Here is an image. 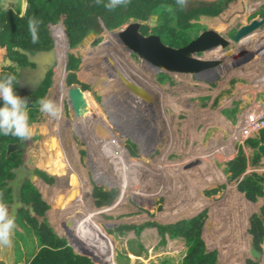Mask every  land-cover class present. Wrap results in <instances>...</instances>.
I'll return each instance as SVG.
<instances>
[{
    "label": "rangeland",
    "instance_id": "rangeland-1",
    "mask_svg": "<svg viewBox=\"0 0 264 264\" xmlns=\"http://www.w3.org/2000/svg\"><path fill=\"white\" fill-rule=\"evenodd\" d=\"M12 1L5 0L4 3L10 5ZM20 1V11L24 13L29 4L27 0ZM217 1L213 0L210 4L214 5ZM233 2L234 0H229L222 7L225 14H228L229 9L234 8ZM203 5L206 4H199V6ZM193 8L191 6L188 9ZM245 10L248 11L249 7H246ZM156 14L159 15L158 23L148 26L151 31H155V27L165 22L167 17L162 19L161 13ZM244 18L246 19L247 15ZM173 20L171 24L175 25V20ZM241 22L238 28L242 25ZM193 23L188 31L189 34L180 32V29L172 30L171 34L173 36L180 35V38H182L183 35L186 38L184 42L178 39L176 41L177 45L170 44L169 41L172 43H175V41L166 37V34L170 32L169 28L161 29L159 32L162 35V43L167 46L181 48L190 43L194 37L207 27L218 28L216 20L211 15H202ZM115 30L119 29L103 31L97 35V38L88 36L84 42H80L81 45L74 48L67 49L65 47L62 56L57 59L56 65L60 68L58 73H62L65 66L66 72L63 74L64 77H61H63V83L65 82L71 91L66 96H62L63 92L61 94L60 91L53 92L54 84L57 81L56 75L58 74L54 73L55 76H52L54 84L49 87L44 98L55 102L57 96L55 103L62 109V115L57 120L39 112L37 117L31 118L32 120H35V118L38 120L39 130H41L35 136L38 139L33 141V144L36 146L43 145L42 155L39 157L38 164L35 162V165L51 176L54 174V172L48 170L51 165L60 163L69 166V163L72 165L75 163L76 166L82 167L83 173L88 176L90 181L93 180L94 186L97 185L106 190L116 188L118 189L117 197L122 192L124 194L126 192L124 197V194L120 196L123 199L116 205L114 204L117 197L111 205L107 206H97L96 202H88L89 206H95L94 208L98 209L95 212L90 211L97 217L94 218L98 220L100 218L105 224H137L148 220H157L158 223L169 224L181 219L192 218L206 210L205 229L202 232V237L207 251H220H218L217 257V260H220L218 264H231L234 262L247 264L248 260L251 259L248 258L250 256L249 250L236 244L235 239L222 238L223 234L227 232H223V230L229 227L232 221L244 223L241 217L245 215L237 210L239 205L235 208L231 205L233 198H238L241 202V197L237 192H232V187L234 185L237 187V181L231 179L227 162L233 155H236L239 146L242 147L246 141H241L236 123L233 125L220 116L218 106L224 105L223 102L219 101H226L230 97V89L233 83L238 80L234 77L236 73L234 69H241L242 67L248 69L253 67V64H256L255 69L257 66L263 68L264 63L261 60L264 57V52L254 51L255 56H252L251 50L247 48L243 50L241 45L238 48L236 47L240 43L237 45L231 43L227 46H220L219 49L226 52L223 59L221 56H214L219 53L217 49L211 56L207 55L214 52V50H206L197 54L203 60L219 59L221 64L198 72L183 73L165 69L154 64L152 59H146L136 52L134 53L119 40L117 34L113 33ZM261 33L264 34V30ZM257 38L254 37L253 40ZM63 39L65 38H60L61 41ZM103 41H105L104 46L102 45ZM244 43H249V41ZM88 51L95 52L88 53ZM70 53L81 57L80 67H85V69L82 68L79 71H71V73L77 75L78 82L73 84L77 87L67 83V77H71L70 70L67 69L68 62L66 63L67 56ZM14 54L13 57L24 60L19 52L14 51ZM88 54L90 55L89 59ZM27 58L29 57L27 56ZM8 61V58L4 60V62ZM109 62L111 65L108 64ZM124 65L127 66V69ZM113 66L117 68L118 72H124L126 76L129 74V77H127L129 80L134 78L133 80L137 82L134 86L137 89L142 87L145 92L150 89L151 101H144L146 102L145 106L141 103L136 105L138 96L136 97L127 87L118 86L123 85L121 81L123 78L113 75ZM231 66H235L233 74L230 71ZM27 71L29 72V70ZM91 71L93 73H90ZM228 79H230V82L227 84ZM81 83L88 84L90 87L83 90ZM151 83H157L160 88L151 87ZM78 90L81 93H78ZM216 95L218 97L214 102ZM80 102H84L81 105H85L86 108L80 109ZM225 115H230L228 110L225 111ZM43 126L46 128H43ZM95 127H103L102 129L109 135V142H112L110 147L114 151L112 154L92 136V133H95ZM5 142L1 145L2 150L5 148ZM9 143L11 141L7 143V146ZM68 143L71 144V147L74 144L77 151L76 156L73 155V148L70 154ZM81 150H85L84 155H82ZM130 150H137L136 156L131 155ZM126 157L130 158L131 167L136 173L138 172L136 175L129 173L123 167L126 164L124 162ZM62 159L63 161L66 160L64 162L67 163H64ZM210 165H213V167ZM216 168L217 172H215ZM225 169L228 174H224ZM221 171L225 177L224 180L217 179ZM214 178L215 180L212 181ZM54 179L56 180H54L55 183L49 186L56 185V191H59L58 194L63 195V191L67 186L66 179L65 181L60 178L57 180V177H54ZM200 179L202 181H198ZM61 184H64L63 187H60ZM93 185L90 184L92 191ZM197 192L201 193V201L199 200V204L196 201L195 204L203 206L197 208L198 211L195 213H181L178 216L175 210L180 209L184 204L180 199H184L189 195H196ZM44 196L53 205L51 204L49 209L50 216H45L43 221L46 218L51 226H55L52 222V219H56L55 203L47 193H44ZM226 199L230 202L228 203ZM72 203L74 206L75 199ZM77 208L74 210L81 207ZM55 210L64 212L63 222L70 223L71 210L61 209L59 204ZM79 215L84 218L83 213ZM211 216L213 218L209 226L212 228L209 231L207 226ZM18 220L22 223V226H20L25 228L21 230L15 227L12 236V247H0V264H24L33 257L40 247L39 238L33 230L27 229L28 223L23 220L22 215L18 216ZM38 222L39 224L42 223L39 220ZM249 225L248 223L247 227L243 224L241 227L233 228V236L238 233V241L242 240L246 230L250 229ZM56 226L53 228L57 234L63 236L66 233L69 240L70 238L71 240L75 239L74 232L72 233L63 223L62 226ZM112 228L114 226L110 229ZM216 228L222 231L221 237H218ZM132 235L131 233H125L122 236L121 240L125 241L122 248L117 247H121V245H116V239V242H109L111 245L109 254L112 261L119 264L143 263L141 259L136 258L141 256V251ZM250 239L253 241L252 235H250ZM72 244L76 245V243ZM95 248L97 246L82 245L80 247L79 243L76 246V249L81 252L92 251ZM227 250L230 254L241 252V259L222 258Z\"/></svg>",
    "mask_w": 264,
    "mask_h": 264
},
{
    "label": "trees",
    "instance_id": "trees-1",
    "mask_svg": "<svg viewBox=\"0 0 264 264\" xmlns=\"http://www.w3.org/2000/svg\"><path fill=\"white\" fill-rule=\"evenodd\" d=\"M27 1L29 5L26 9V12L21 14L20 0H13L12 4L10 5L5 4V0H0V79H3L6 75L10 74L15 75L18 78V70H22L23 66L26 67L28 65H32L27 59V54L21 50H27L31 53L47 50L50 49L55 44V42H57V40H60V38H65L67 49L74 48L80 42H82L85 36L91 31L100 34L103 31L122 26L124 23L130 20V18L146 20L152 13H161L162 19L167 16L165 22L158 24L157 27H155V31L153 32L160 36L161 34L159 31L161 29H166V27L169 28L170 32L166 34V37H168L169 40L175 41V43L169 41L170 44L177 45L176 41L178 39H181V41L184 42L186 38H184L182 34V38H180V35L173 36V34H171L172 30L175 31L180 29V32L188 33L190 28L193 26L192 23L194 20L201 17L202 15H211L216 20V25L222 32L228 33V26L232 24L233 28H231L229 31L232 30V32H234V29H237L239 26L237 24H240V21H237L236 25H234V21L237 17L243 14L246 6L245 2L242 0H234V8L229 9L227 11L228 14H225L222 7L229 0H220V2H215L214 5L210 4L188 10H186V8L180 9L179 7H176L175 0H130V3H128L126 7L120 6L111 11L105 8V4L108 3V0H100L99 3H97V0ZM195 4L196 3H192L191 5ZM164 5H172L175 8V13L172 14L167 12L164 7H162ZM257 14L258 13H248L246 18L247 22L256 17ZM33 17L40 21L38 25L39 42L36 44L31 42L28 29V20L29 18ZM171 18H173L175 21ZM172 20L176 23L175 25L171 24ZM148 32L149 27L144 25L143 33L147 34ZM258 33L259 31L255 33V38ZM254 37L248 39V41L253 40ZM102 45H105V41H103ZM241 46L243 47V50L246 48L251 50L252 56H255L254 51L264 52V34L259 35L257 39L253 40L252 43H242ZM88 47L89 46L87 44V48ZM219 48L220 47L217 49L219 53L215 54L214 56H221L223 59L226 55V52ZM215 50L207 56L213 55ZM14 51L19 52L24 60L13 57V55H15ZM91 52L95 51H88V53ZM89 57L90 55L88 54V59ZM6 58L9 59L8 62H4ZM68 58L69 61L67 64V69L76 71V69L79 68L81 58L76 57L72 53L69 54ZM108 64L111 65L110 62ZM124 67L127 69L126 65H124ZM56 69L57 66H53L48 71L47 76L42 81L40 87L34 91H31L30 93H25L20 89L18 79L17 82L14 83L15 93L22 98H26L28 101L30 119L36 116L37 112H39L38 105L35 107L33 105L38 99L44 98L46 96L49 87L52 84V76L54 75ZM64 72H66L65 66L63 68V72H59L56 75L57 81L56 84H54L53 89V92L60 91L61 94L63 92L62 96L68 95V93L71 91V89L66 86V83H63L62 81ZM112 72L114 76L121 77L123 74L118 72L115 66H113ZM90 73H93V71ZM70 76L71 77L67 78V83L69 85L78 82L77 75H75V73H71ZM178 76L180 75L178 74ZM127 77H129V74ZM133 79H128V82L118 86L130 88V83L137 84V82ZM108 80L111 81L110 79ZM81 84L83 90H87L90 87L88 84ZM150 86L160 88L157 83H151ZM138 88L143 91V96L140 94V97H138L140 99L137 98L136 105L141 103L145 106L147 102L146 100L151 101L152 99L150 89L147 90V92H149L147 93L142 89V87ZM78 91V93H81L80 90ZM56 101L57 96L55 98V102ZM2 106L3 102L0 101V107ZM31 121L34 122L32 119ZM96 128L97 127H95V129ZM108 136L109 135L107 134V137ZM105 138L106 135L104 136V139ZM15 139L16 138L12 136L6 137L0 135V199H3V201L8 205L11 201V189L7 186V179L14 176L10 168L13 164L17 163L19 159H17V156L13 154L12 162H9L8 158L6 157V152L7 143L10 141L13 142ZM105 140L107 141V138ZM4 142L5 148L2 150L1 145ZM100 142L104 144L105 149L110 154L114 152L112 150L113 148L111 149L110 147V143L112 142ZM246 142L252 147H257L260 143L264 142V128L257 132L256 137L246 139ZM72 148L74 150L73 155L76 156L77 151L75 150L74 144H72L71 147V144L68 143L70 154L72 153ZM81 153L84 155L85 150H82ZM129 153L136 156L137 150H130ZM124 162L126 164L123 165V167L126 168L129 173L135 175L138 173H136V171H134V169L131 167L129 157L124 158ZM259 162L260 154L255 152L251 159V163L253 165H257ZM248 163V157L245 155L243 150L240 149L238 154L227 162L228 171L231 174V179H237L239 182L237 186L238 190L245 193L249 200L257 201L260 196L264 195V174H259L258 172L253 171L249 174H245L244 177L240 179L241 175L246 172ZM210 166L213 167V165ZM37 172L43 175L42 177L49 183L54 181V177L48 175L44 171L38 169ZM215 172H217V168L215 169ZM226 173L227 171L225 169L224 174ZM217 179H225L222 171L218 175ZM214 180L215 178L212 179V181ZM198 181H202V179ZM86 182H88V179H86ZM38 184V187L44 192L49 190V188H47L46 184L43 182H39ZM69 184L71 183H67L66 193L64 195H59L57 191L52 192V195L55 197V209L59 204L62 207L61 209L71 210V213L73 211L71 209L73 200L78 198V200L81 201L80 203H82V207H78L80 209L77 208L78 210L74 211L71 216L70 223H67L66 225V227L72 233L74 232L75 239L71 240L70 238L69 240V236L66 233H64L63 236L57 234L53 226L50 225L46 218L41 224H39L38 220L35 217H32L28 211H25L24 209L20 210V215L23 216V220L25 219L28 223L27 229H31V231L33 230L35 232L41 245L38 252L33 255V257L26 264H115L118 262H114L110 258L111 256L109 252L111 250V245L109 242H114L116 239V245H121V247H117L122 248L125 244V241H122L121 238L125 233L133 234L132 236H134L135 241L137 242L138 246H140L141 251V256L136 258L141 259L145 264H218V251H207L205 241L202 237L206 210L192 218L181 219L169 224H163L161 222L158 223V221L155 220H148L140 224H124L110 229L106 227L104 223L88 214L87 211L81 210L87 209L89 211L92 210L93 212L97 210L94 207L89 206L88 200L81 198V194L87 184L81 185L77 191L75 187L72 186L74 183L71 184V186H69ZM190 184L193 185L194 183ZM23 194L24 199L27 201H32L36 211L45 217L47 210L50 208V204L44 200L40 191L28 181L24 186ZM117 195L118 189L116 188L106 190L97 185L93 187V196L97 206L111 205ZM231 205L234 208L237 207L239 205V200L233 198L231 200ZM192 206L188 205L184 208L182 206L180 209H176L175 212L179 216L181 213H195L198 211L196 209L191 210L193 208ZM54 212L56 213L55 217L57 219V224L60 225L63 223V221L59 219L62 218L63 220L64 214L57 213V210ZM80 213L84 214V218L79 215ZM241 218L245 222L246 216H242ZM18 222L19 225L22 226V223L19 220ZM250 224L251 226L249 232L253 235L254 244L264 253V205L262 206L260 213H254L251 216ZM244 237H242V239ZM249 242L250 235L248 236V241L245 239L242 241V244H244L243 247L248 249ZM72 243H76V245ZM78 243L80 247L84 245L91 247L97 246V248L92 251L90 250L88 252H81L76 249ZM241 257V252L239 254H230L228 250L226 253H224V255H222V258L227 259L234 258L240 260ZM133 264H135V262H133ZM248 264L262 263L249 259Z\"/></svg>",
    "mask_w": 264,
    "mask_h": 264
},
{
    "label": "water",
    "instance_id": "water-1",
    "mask_svg": "<svg viewBox=\"0 0 264 264\" xmlns=\"http://www.w3.org/2000/svg\"><path fill=\"white\" fill-rule=\"evenodd\" d=\"M191 1L196 4L189 5L188 0L186 9H188L190 6L198 7V5L200 4V1ZM27 7L25 8L24 13L26 12ZM157 19L158 14L152 13V15L150 16V25H155ZM140 27V20L131 19L130 23L126 27H123L119 30H115L113 31V33L117 34L120 41L124 43L127 47H129L130 50L135 51L139 56L143 58L150 60L152 59V62L156 65L164 67L165 69H170L177 72L180 71L183 73L198 72L200 70L210 69L221 64V61L219 59H200L197 55L199 54V52H204L206 50L212 51L218 49V47L220 46H227L231 43L235 45H237L238 43H242L244 39L248 38L247 36L249 34L254 31L256 32L259 29H262V27H264V11L258 17L253 18L250 22L242 24L237 30H235L231 34L222 33L213 26L207 27L206 29L202 30L196 37H194V39L190 43L181 48L164 45L159 35H145L139 31ZM260 34H258L256 38ZM88 36H95V38H97V34L94 31H91L87 36H85L82 42H84V40ZM78 45L81 44L79 43ZM65 47V39H63L62 41L57 40V42H55V44L50 49L42 51L43 59L41 61L38 60L39 71L42 76V79L38 80L37 84H35L34 87H37L42 82V80L46 76L47 71L51 67H53L54 64H56L57 59L62 56V51L65 50ZM28 57L29 60L33 61V63L35 62L36 58L34 55L33 57H31V55L28 54ZM121 77L123 78L121 79L123 84L125 82H128V78L124 72ZM73 86L77 87V85ZM78 86L81 88L80 85ZM129 86L130 88H127L133 94H135L136 97H140V94H143V91L141 89H137L134 84H129ZM31 91H26V93H30ZM79 104L80 109L86 108L85 105H81L84 104V102H80ZM102 128L97 127L95 133H92V136L98 142L104 141L108 143L110 139H108L107 134ZM105 135L108 141L104 139ZM16 150L23 151L22 161L19 165L11 168V172H13L14 176L12 178L7 179V186L11 189L12 197V200L10 202V214L13 215L15 218L16 227L23 230L17 221V217L21 209L28 211L29 214L39 220L40 223L44 219V216L36 211L34 203L32 201L25 200L23 194L24 186L28 181L38 187V183L43 182V180L40 175L36 172V166L35 164H33V161L36 159L37 156V146L33 143L30 144V140L9 143V145L7 146V154L9 155L11 152H14ZM257 151L262 156H264V143H260L258 145ZM45 200L49 202L46 198ZM248 250L251 256H249L248 258H251L256 262H264L263 252L256 247L252 240L250 241ZM231 264L241 263L234 262Z\"/></svg>",
    "mask_w": 264,
    "mask_h": 264
},
{
    "label": "crops",
    "instance_id": "crops-1",
    "mask_svg": "<svg viewBox=\"0 0 264 264\" xmlns=\"http://www.w3.org/2000/svg\"><path fill=\"white\" fill-rule=\"evenodd\" d=\"M195 1L196 2L200 1V3L206 4V5H208L211 2H213V0L212 1L211 0H209V1L195 0ZM215 1H217V0H215ZM242 1L245 2V4H246L245 8L249 7V10L248 11L245 10L242 15L237 17L236 20L234 21V25H236L237 21L238 22L242 21L241 24H245V23L250 22L251 20L247 22L244 17H245V15L250 13L251 11L253 12L251 14H254V13H258L259 14L260 12L264 11L263 10L264 9V0H242ZM217 2H220V1H217ZM206 5H203V6H206ZM255 7H257V8H255ZM131 19L139 20V19H135V18H130V20ZM262 29H264V27H262ZM262 29H259V30H262ZM222 33L226 34V32H222ZM227 34H230V33H227ZM261 62L264 63V57L262 58ZM255 66H256V64H253V67L249 66L250 68H248V69H245V67H242L241 69H234L235 66H231V70L230 71H232V74H233V69L236 71V73L234 74V77L238 78V80L235 83H233V86L230 89L231 90L230 97L226 101H219V102H223L224 105L218 106V109H219V112H220L219 113L220 116H222L226 120L230 121L233 125L235 123L237 125H239L240 123L244 125L245 120H246V112L248 110H251L255 104L259 103L264 108V66H263V68H258V66H257L256 69H255ZM229 82H230V79H228L227 84ZM53 84H54V81H53ZM53 84H51V85H53ZM217 97L218 96L216 95L214 102L216 101ZM226 110L229 111V114H230L229 116L225 115V111ZM34 128H36V127H34ZM38 131H41V130L38 129ZM256 134L257 133H255L254 136H256ZM239 147H240L239 150L242 149L243 152L245 153V155L249 159L248 168H247L245 174H249V173H251L253 171H256L258 173H263L264 156H262L257 151V147L258 146L257 147H252L250 144L245 142L242 145V147L241 146H239ZM166 150H168V149H166ZM237 152H236V154H237ZM255 152H258L260 154V162L257 165H253L251 163V159L254 156ZM40 155H42V150L37 153L36 163L38 162ZM235 156L236 155H233L230 158V160L233 159ZM64 163H67V162H64ZM78 163H79V161L76 164L78 165ZM59 164L55 163V164L51 165V167L48 169L49 171L54 172L53 176L57 177V178H60L63 181H65V179H66V185H67V181L69 183H71V184L74 183L72 186L75 187L76 191H77V189L79 187H81V185H86L87 184V186L85 187V189L83 190V192L81 194V198L84 199V200H88V202H91V201L94 202V198H92V195H91L92 194V189L90 187L91 183L93 185V180L90 181L88 176L83 173V171L81 169L82 167L76 166L75 164L72 165L70 163H69V166L61 165V164L59 165ZM40 170H41V168H40ZM42 171H44V170H42ZM86 179H88V182H86ZM71 184H69V186H71ZM62 185H64V184H61L60 187H62ZM46 186H47V188H49V190L47 192H44L43 190H41L39 188L40 191H42L43 194L47 193L48 196L51 198V200L55 203V197L52 195V192L56 191V185L53 186L55 188H51V189H50V187L48 185H46ZM93 187H94V185H93ZM65 192H66V189H64L63 195L65 194ZM232 192H237L240 195V197H241V202H239V206H238L237 210H239L240 212H242L246 216V220L244 222V225H245V227H247L248 223L250 224V220L249 219H250L251 214L254 213V212H260L261 211V208L264 205V195L260 196L257 201L248 200L246 198V196L243 193H241L235 185H234V187H232ZM123 194H124V192H122V194H119V196L116 199V203L114 205H116V204L121 202V200L125 196L126 192H125L124 195ZM122 195H123V197L120 198V196H122ZM200 195H201V193L199 194L197 192L196 195H189L188 197H186L184 199H182V198L180 199L179 198L181 200L182 204L184 203L183 204V208L188 206V205H190V206L194 205V206H192L193 208L191 210L199 208L201 205L198 206V205L195 204V202L198 201L197 204H199V200L201 199ZM89 197H90V199H89ZM48 201H49L48 203L51 205L52 202L50 200H48ZM79 201L80 200L75 199V202H76L75 205L73 206V203L71 204V209L73 210L72 213L75 211L74 209L76 207H82V203H80L81 201L80 202ZM226 201H228V199H226ZM229 202H230V200L228 201V203ZM93 207H95V206H93ZM224 208H225V203H224ZM97 210H95V211H97ZM251 210H252V212H251ZM54 211H55V207H54ZM85 211L89 212V214L91 216L96 217V216L93 215L94 213H91L93 211L90 212L87 209H85ZM57 213L64 214V212H60V211H58ZM48 216H50L49 212H48ZM212 218L213 217L211 216L209 220L207 219L208 220V226L207 227H208L209 231H211V228H212V227L209 226L210 221L212 220ZM54 220L52 219L53 224L55 226L58 225L57 224V219H54ZM59 220L64 221V220H62V218H60ZM99 220H100V222L105 224V222H103L100 218H99ZM207 220H206V223H207ZM64 223L65 222H63V225H64ZM132 223H133V221H132ZM66 224H67V222L64 225L65 227H66ZM119 224L120 223H116V225L114 227L119 226ZM137 224H140V223H137ZM242 225L243 224H241L240 221H232L229 224V227H227L226 229L223 230V232L227 231L226 233L223 234V236H222V231L220 229L216 228V231L218 232L217 235H219L218 237L222 236L223 239H229V240L235 239L236 240V244L240 245L242 248H245V247H243L244 244H242V241H244V239L248 241V236L251 235L248 232L249 230H246L247 234L245 233L243 235V237L244 236L245 237L242 240H240V241H238V233H237V235L233 236V231H232L233 228L241 227ZM60 226H62V223L60 224ZM204 226H205V224H204ZM219 226H220V224L218 225V227ZM249 227H250V225H249ZM204 229H205V227H204ZM251 240L252 239H250V241ZM253 243H254V241H253ZM249 244H250V242H249ZM248 248H249V245H248ZM220 255H221V253H220ZM26 263L27 262H25L24 264H26ZM115 264H119V263H115Z\"/></svg>",
    "mask_w": 264,
    "mask_h": 264
},
{
    "label": "clouds",
    "instance_id": "clouds-1",
    "mask_svg": "<svg viewBox=\"0 0 264 264\" xmlns=\"http://www.w3.org/2000/svg\"><path fill=\"white\" fill-rule=\"evenodd\" d=\"M99 2H100V0H97V3H99ZM187 2H188V0H175V6L179 7L180 9H183V8H186ZM128 3H130V0H108V3L105 4V8L108 9L109 11H111L113 9H116L117 7H120V6L126 7L128 5ZM162 7H164V9L169 13H172V14L175 13V8L172 5H164ZM198 7H201V6H198ZM194 8H196V7H194ZM21 18H23V17H21ZM130 21L128 20L120 28H115V29H121L123 27H126L130 23ZM39 23H40V21L34 17L29 18V20H28V29H29V33H30V37H31V42L33 44H36L39 42V35H38ZM111 30H114V29H111ZM25 51H27V50H25ZM26 54L28 56V54L33 55L34 53H31L28 51ZM68 57H69V54H68ZM70 73H71V70H70ZM15 82H17V77L15 75H11V74L6 75L3 79H0V101L3 102V106L0 107V135L6 136V137L12 136V137L17 138L21 141H27L33 137L34 128L29 123L30 117H29L28 101L26 98H22L15 93V91H14V83ZM71 85H73V84H71ZM36 105H38V110L41 114H43L49 118H54L57 120L61 118L62 109L53 100L48 99V98H41V99H38L33 106L35 107ZM253 137H256V136H253ZM253 137H249V138H253ZM42 146L43 145L37 146V150H36L37 153L42 150V148H43ZM239 148L237 151H239ZM237 154H238V152H237ZM259 174H264V169H263V173H259ZM244 175H245V173L241 175L240 179H242L244 177ZM57 180H58V178H57ZM235 180L237 181V179H235ZM238 183L239 182L237 181V186H238ZM241 193H243V192H241ZM243 194L245 195V193H243ZM91 195H92V198H94L93 191H92ZM94 202H95V198H94ZM50 207H51V205H50ZM49 209L46 212V215H45L46 217L48 215ZM254 213H257V212H254ZM254 213H252L251 216ZM258 213H260V212H258ZM251 216H250V219H251ZM250 226H251V224H250ZM15 227H16L15 218L13 215L10 214L9 205L7 203H5L3 201V199H0V247H7V248L12 247V245H13L12 236H13V231H14ZM22 229L24 230V228H22ZM39 249H40V247H39ZM38 250H37V252H38ZM37 252H35V254ZM218 261L219 260H217V263H218ZM262 264H264V263H262Z\"/></svg>",
    "mask_w": 264,
    "mask_h": 264
},
{
    "label": "flooded vegetation",
    "instance_id": "flooded-vegetation-1",
    "mask_svg": "<svg viewBox=\"0 0 264 264\" xmlns=\"http://www.w3.org/2000/svg\"><path fill=\"white\" fill-rule=\"evenodd\" d=\"M193 3V1H191V0H189V5H191ZM251 6V5H250ZM255 8H257V7H255ZM250 13H253L252 11L250 12ZM260 14V13H259ZM259 14H257V16L259 15ZM151 16V15H150ZM150 16H149V18L148 19H146V20H140V23H141V27H140V29H139V31L141 32V33H143V26L144 25H147V26H149L150 25ZM256 16V17H257ZM158 18H159V15H158ZM255 18V17H254ZM158 20V19H157ZM130 21V20H129ZM158 22H156V24H157ZM237 25H239V23L237 24ZM121 27V26H120ZM120 27H118V28H120ZM229 29H228V33H233L232 32V30L231 31H229L231 28H233L232 27V24H230L229 25V27H228ZM238 29V28H237ZM200 31V30H199ZM144 34V33H143ZM226 34H227V32H226ZM145 35H156V33H154L153 31H151V30H149V32L147 33V34H145ZM158 35V34H157ZM160 37H161V35H160ZM120 40V39H119ZM161 40H162V38H161ZM101 42V40L99 41V43ZM178 47H180V46H178ZM70 49V48H69ZM22 52H28V51H25V50H21ZM42 51H45V50H42ZM42 51H38V52H35L33 55L35 56V58H36V60H35V62L33 63V61H31V60H29V58H27L28 59V61L32 64V65H28V66H26V67H24L23 66V69L22 70H18V72H19V76H18V82H19V85H20V89L23 91V92H25L26 93V91H34V90H36L37 88H39L40 87V85H41V83L37 86V87H34V85L35 84H37V81L38 80H40V79H42V76H41V74H40V71H39V63H38V60H42L43 59V55H42ZM134 53H135V51H133ZM71 54V53H70ZM73 54V53H72ZM33 55H31V57H33ZM74 55V54H73ZM77 57V56H76ZM79 57V56H78ZM81 58V57H80ZM69 61V58L66 60V63ZM81 61H82V58H81ZM83 61H84V59H83ZM68 64V63H67ZM46 65V64H45ZM54 66H58V65H56V64H54ZM81 66V62H80V64H79V68L78 69H76V70H80V69H82V68H84L85 69V67H80ZM52 68V67H51ZM50 68V69H51ZM87 68V67H86ZM49 69V70H50ZM59 69L60 68H58L57 67V69H56V71H55V74H57L58 73V71H59ZM27 70H29V72L27 71ZM48 70V71H49ZM48 71H47V73H48ZM47 73H46V76H47ZM55 74H54V76H55ZM46 76H45V78H46ZM19 77H20V79H19ZM27 78V79H26ZM44 78V79H45ZM26 79V80H25ZM43 79V80H44ZM78 79V78H77ZM42 80V81H43ZM53 81V80H52ZM52 84H53V82H52ZM51 87V86H50ZM48 93V92H47ZM39 112H37V114H38ZM37 114H36V116L35 117H37ZM35 120H37V119H35ZM35 120H34V122H32L31 121V119H29V123H30V125H32L33 126V128L34 127H36V128H34V135H33V137L30 139V144H32L33 143V141H35L36 139H38L37 137H35L36 135H38L37 133H39V131H38V129H39V122H38V120H37V122H35ZM43 128H46V127H44L43 126ZM43 131L44 132H46L44 129H43ZM47 135H49V134H47ZM18 141H21V140H19V139H15L13 142H18ZM12 143V142H11ZM82 151V150H81ZM22 153H23V151H19V152H17V153H15V152H11L9 155L7 154V152H6V157L8 158V160H9V162H12V155L13 154H15L16 156H17V159H19V161L17 162V163H15V164H13L12 166H11V168L12 167H14V166H16V165H19L21 162L20 161H22ZM35 162H36V160L35 161H33V164H35ZM14 163V162H13ZM36 166V165H35ZM10 168V169H11ZM38 169H40V167L39 166H36V172H37V170ZM45 173H47L48 174V172H46V171H44ZM38 173V172H37ZM39 174V173H38ZM40 175V177L42 178V180H43V182L46 184V185H50V184H54L55 183V181H53L52 183H49L48 181H46L42 176L43 175H41V174H39ZM50 175V174H49ZM52 176V175H51ZM54 177V176H53ZM50 187V186H49ZM53 187V186H52ZM52 187H50V189L52 188ZM9 188V187H8ZM38 190H39V188L38 187H36ZM54 188V187H53ZM42 191H40V193H41ZM41 195H42V197L45 199V196H44V194L43 193H41ZM11 200H12V197H11ZM11 202V201H10ZM9 206H10V203H9ZM22 210V209H21ZM10 211V210H9ZM18 215H20V211H19V214ZM25 220V219H24ZM26 221V220H25ZM30 225V224H29Z\"/></svg>",
    "mask_w": 264,
    "mask_h": 264
},
{
    "label": "built area",
    "instance_id": "built-area-1",
    "mask_svg": "<svg viewBox=\"0 0 264 264\" xmlns=\"http://www.w3.org/2000/svg\"><path fill=\"white\" fill-rule=\"evenodd\" d=\"M240 132L241 141L244 142L249 137H253L260 129L264 128V108L262 105L255 104L251 110L246 112L244 125H237ZM264 143V142H262Z\"/></svg>",
    "mask_w": 264,
    "mask_h": 264
},
{
    "label": "bare ground",
    "instance_id": "bare-ground-1",
    "mask_svg": "<svg viewBox=\"0 0 264 264\" xmlns=\"http://www.w3.org/2000/svg\"><path fill=\"white\" fill-rule=\"evenodd\" d=\"M258 31H259V33L262 32V30H258ZM258 31H256V32L254 31V32H252L251 34H249V35L247 36L248 38L244 39L242 43H244V42H248V39L254 37L255 33H257ZM259 33H258V34H259ZM258 34H257V35H258ZM252 41H253V40L249 41V43H252ZM242 43L238 44L236 47L240 46ZM75 211H76V210H75ZM73 213H74V212H73ZM73 213H72V214H73ZM71 216H72V215H71ZM66 225H67V224H66ZM105 225H106V227H108V228H111V227L114 226V225H111V224H105Z\"/></svg>",
    "mask_w": 264,
    "mask_h": 264
}]
</instances>
